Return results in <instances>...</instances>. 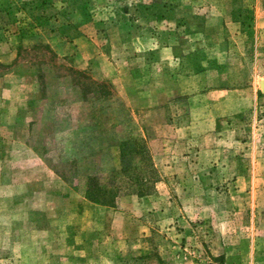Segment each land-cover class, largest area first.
I'll list each match as a JSON object with an SVG mask.
<instances>
[{"label": "rangeland", "instance_id": "374dc122", "mask_svg": "<svg viewBox=\"0 0 264 264\" xmlns=\"http://www.w3.org/2000/svg\"><path fill=\"white\" fill-rule=\"evenodd\" d=\"M0 264H264V0H0Z\"/></svg>", "mask_w": 264, "mask_h": 264}, {"label": "trees", "instance_id": "16d2710c", "mask_svg": "<svg viewBox=\"0 0 264 264\" xmlns=\"http://www.w3.org/2000/svg\"><path fill=\"white\" fill-rule=\"evenodd\" d=\"M118 159L119 165L108 171L105 180L98 171L84 174L85 200L112 208L121 196L135 194L143 197L153 190L158 175L146 142L140 135H132L120 143ZM71 169L75 171V165ZM61 177L67 180L63 175Z\"/></svg>", "mask_w": 264, "mask_h": 264}]
</instances>
